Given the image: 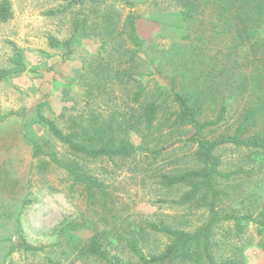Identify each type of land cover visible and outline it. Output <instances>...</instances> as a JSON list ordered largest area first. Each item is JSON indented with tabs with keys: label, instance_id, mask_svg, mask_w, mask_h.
Wrapping results in <instances>:
<instances>
[{
	"label": "trees",
	"instance_id": "1",
	"mask_svg": "<svg viewBox=\"0 0 264 264\" xmlns=\"http://www.w3.org/2000/svg\"><path fill=\"white\" fill-rule=\"evenodd\" d=\"M64 1L81 5L85 0ZM163 1L155 0L158 9L151 21L190 42L188 56L180 60L183 71L174 77L176 88L157 87L159 96L148 97L150 88L141 81L146 74L134 68L140 55L142 61H154L148 59L137 35L139 16L133 12L128 16L127 40L123 33L115 34L113 23H107L102 34L109 52L102 51L83 69L82 101L63 91V126L38 112L55 144L31 140L32 157H44L42 169L53 166L62 171L72 187L82 191L87 206L94 208L90 223H68L59 231L80 257L104 264H245L241 257L216 259L214 231L231 220L242 231L240 223L245 221L253 223L264 240V203L256 217L221 214L226 193L218 181L232 174L220 170L222 161L216 152L233 146L256 150L264 159V0H171V10L161 8ZM136 3L127 0L131 7ZM10 17V2L5 0L0 4V21ZM83 21L77 22L75 33H84ZM243 49L251 56L246 65L238 59ZM164 91L167 97L161 102ZM166 104L174 110L162 118ZM180 130L195 164L159 168L152 178L167 194L181 192L176 206L190 211L203 208L208 220L193 230L141 216L131 221L90 165L112 163L123 169L137 163L139 149L130 138L135 134L141 140V158L151 168L175 155L170 136ZM151 238L166 241L161 252L149 249ZM117 246L127 250L128 262L112 254Z\"/></svg>",
	"mask_w": 264,
	"mask_h": 264
},
{
	"label": "rangeland",
	"instance_id": "2",
	"mask_svg": "<svg viewBox=\"0 0 264 264\" xmlns=\"http://www.w3.org/2000/svg\"><path fill=\"white\" fill-rule=\"evenodd\" d=\"M9 2L11 17L0 21V264H104L80 257L59 234L68 223H90L94 208L87 206L82 191L72 187L62 171L53 166L42 169L44 157H32L31 140L55 144L38 112L63 126V91L69 90L71 98L82 101L83 69L102 51L109 52L102 34L107 23H113L115 34L123 33V40H127L128 16L131 12L139 16L137 35L148 59L154 61H142L140 55L134 68L146 74L141 81L150 88V98L159 96L157 87L176 88L174 77L183 71L180 60L188 56L190 42L182 41L177 31L151 21L158 9L153 5L155 0H138L134 7L127 0H85L81 5L64 0ZM161 8L171 10V0H164ZM52 11L56 13L50 14ZM108 16L112 18L109 22ZM79 20H85L84 33L74 32ZM238 59L246 65L251 59L249 51L241 50ZM172 109L166 104L161 117L169 116ZM170 137L175 155L151 168L141 158V140L135 134L130 138L139 149L137 163L120 169L112 163L98 162L90 168L110 186L118 207L132 217L131 221L141 216L193 230L208 220L202 215L205 210L176 206L181 192L167 194L152 178L159 168L165 171L195 164L193 150L182 144V130ZM216 155L222 161L220 170L232 174L230 179L218 181L226 193L219 207L221 214L256 217L264 203V159L256 150L233 146L220 148ZM240 224L242 231L237 230L234 220L217 225L216 259L241 257L245 264H264V240L257 227L245 221ZM148 243L149 249L156 252L166 245V241L155 238ZM112 254L129 261L122 246L113 249Z\"/></svg>",
	"mask_w": 264,
	"mask_h": 264
}]
</instances>
